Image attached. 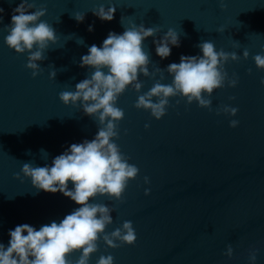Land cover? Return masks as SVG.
Instances as JSON below:
<instances>
[{"label": "water", "instance_id": "obj_1", "mask_svg": "<svg viewBox=\"0 0 264 264\" xmlns=\"http://www.w3.org/2000/svg\"><path fill=\"white\" fill-rule=\"evenodd\" d=\"M20 2L0 0V242L8 243L9 229L17 224L39 228L78 207L62 193L37 190L23 176L22 165L50 164L71 143L95 136L98 120L65 105L59 94L74 90L89 75L80 58L91 44L99 46L110 31L121 33L134 22L157 28L156 39L168 28L180 35V47L163 59L153 37L143 42L149 71L163 70V83L172 79L169 63H178L181 54H202L199 43L211 40L218 51L238 55L224 65L237 84L226 80L214 90L211 108L172 97L159 120L135 107L138 95L159 76L139 74L141 92L129 87L118 97L125 115L115 142L139 174L128 182L122 200L99 196L95 202L113 209L107 232L129 220L137 239L110 248L101 237L90 264L101 254H111L114 264H251L253 252L256 264H264V70L253 59L264 54V0H29L46 9L42 19L57 36L35 77L26 66L28 53H17L5 42L6 26ZM100 4L116 6L112 21L93 14ZM76 13L84 14L83 22L74 18ZM226 105L236 107L237 114H226ZM233 119L236 127L230 125Z\"/></svg>", "mask_w": 264, "mask_h": 264}, {"label": "clouds", "instance_id": "obj_2", "mask_svg": "<svg viewBox=\"0 0 264 264\" xmlns=\"http://www.w3.org/2000/svg\"><path fill=\"white\" fill-rule=\"evenodd\" d=\"M3 11L0 8V13ZM92 11L101 21H112L116 6L100 4ZM45 15V8L21 0L13 9L11 23L6 26V44L17 53H28L26 66L33 77L41 71L39 61L45 58V51L57 42L55 30L42 19ZM74 18L83 22L85 16L76 13ZM121 23L124 25L123 16ZM88 30L92 31L93 26L89 25ZM157 31L155 27L132 22L121 33L110 31L99 46L91 44L87 53L81 56L80 65L90 69L89 75L78 81L74 90L61 91L59 99L65 105L78 106L98 120L95 136L71 143L54 156L50 164L33 166L25 162L21 169L23 176L29 178L37 190L62 193L78 207L58 222L52 220L39 228L20 223L9 229L8 243L0 242V264H90L101 237L110 248L136 242V231L129 220L107 232V226L113 223V209L95 202L99 196L122 200L128 182L139 174V168L129 162L115 142L119 136L118 124L125 115L117 106L118 97L129 87L141 92L143 83L139 74L159 76L147 92L138 95L135 104L137 109L150 111L159 120L166 114L172 97L182 96L189 104L197 102L201 107L211 108L210 97L214 90L224 87L226 80L232 87L237 84V79L228 78L224 65L229 60L237 61L238 55L223 49L218 51L211 40L199 43L202 54H181L178 63H169L167 72L172 79L170 83H163V70L157 67L149 71V53L144 50L143 42L153 37L156 54L163 59L170 56L172 47H180L181 40L174 28H168L158 39L155 38ZM243 56L247 59L249 52L244 50ZM253 59L256 66L264 70V54L257 53ZM55 76L56 71H51L50 77L55 79ZM223 111L235 116L238 109L226 105ZM230 125L236 127L238 121L233 119ZM41 152L46 158V151L41 149ZM16 178L20 179L19 174ZM144 182H150L147 176ZM149 191L146 188L145 194ZM74 253H78V258L72 259ZM226 255H233L231 245L227 247ZM250 262L256 264L254 252L250 254ZM96 264H114V257L101 254Z\"/></svg>", "mask_w": 264, "mask_h": 264}]
</instances>
